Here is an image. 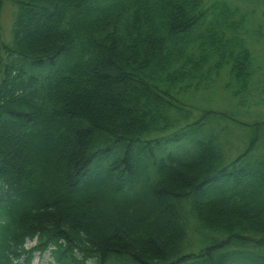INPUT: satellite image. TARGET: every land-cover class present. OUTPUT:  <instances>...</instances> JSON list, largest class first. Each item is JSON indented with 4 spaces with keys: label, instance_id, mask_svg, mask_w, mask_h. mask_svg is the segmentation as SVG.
Wrapping results in <instances>:
<instances>
[{
    "label": "trees",
    "instance_id": "trees-1",
    "mask_svg": "<svg viewBox=\"0 0 264 264\" xmlns=\"http://www.w3.org/2000/svg\"><path fill=\"white\" fill-rule=\"evenodd\" d=\"M12 4L9 41L0 26V264L36 252L43 264H264V121L190 105L223 71L238 105L252 100L248 11ZM222 120L251 129L233 158L211 126Z\"/></svg>",
    "mask_w": 264,
    "mask_h": 264
},
{
    "label": "rangeland",
    "instance_id": "rangeland-1",
    "mask_svg": "<svg viewBox=\"0 0 264 264\" xmlns=\"http://www.w3.org/2000/svg\"><path fill=\"white\" fill-rule=\"evenodd\" d=\"M13 0H4L2 5V13L0 16V26L2 39L7 42L10 39L11 21L14 12ZM237 4L239 10L249 14L247 16L248 24L247 37L248 44L254 56L255 71L253 76V85L251 88L250 103H246L240 107L236 99H233L227 90V83L230 82L227 71H223L221 76L210 89L204 92H198L197 95L190 97V105L198 109L217 110L227 112L235 117L238 121L244 123L263 122L264 121V0H231ZM230 2V0H229ZM253 9V11H252ZM214 128H224L223 145L226 154L235 157L247 146L250 137L249 128L241 127L231 121L224 120L211 124ZM262 142L258 145L263 147ZM258 146V147H259ZM230 150V151H228ZM203 234H193L191 240L197 249L203 240ZM34 245V241H27L26 247ZM48 254L43 256L34 254L32 264H43L49 261Z\"/></svg>",
    "mask_w": 264,
    "mask_h": 264
}]
</instances>
